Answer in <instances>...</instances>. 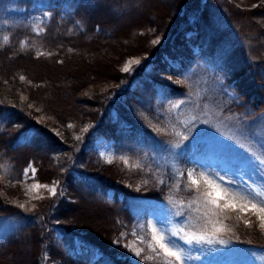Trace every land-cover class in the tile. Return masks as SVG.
I'll return each instance as SVG.
<instances>
[{
	"label": "trees",
	"instance_id": "1",
	"mask_svg": "<svg viewBox=\"0 0 264 264\" xmlns=\"http://www.w3.org/2000/svg\"><path fill=\"white\" fill-rule=\"evenodd\" d=\"M104 48L115 55L110 73L95 60L81 73L73 69L75 60ZM132 56L140 63L125 73L122 64ZM199 93V110L220 109L240 123L242 137L257 134L264 150V2L0 0V179L22 181L32 164L38 182H58L57 195L46 193L24 209L0 193V264H15L23 246L29 264H134L117 258L125 255L123 241L134 239L142 264H160L144 259L152 255L148 207L166 204L184 213L175 214L178 221L196 224L199 214L187 208L195 196L187 168L202 165L214 178L239 180L238 153L201 150L191 163V145L184 155L166 146L173 112ZM41 121L88 130L64 142ZM98 137L113 141L111 163L97 154ZM228 167L236 168L230 174ZM243 171L242 185L264 190V179ZM84 204L101 209L108 226L95 228L73 214ZM229 216L224 226L231 230L214 244L264 250L257 217Z\"/></svg>",
	"mask_w": 264,
	"mask_h": 264
},
{
	"label": "rangeland",
	"instance_id": "2",
	"mask_svg": "<svg viewBox=\"0 0 264 264\" xmlns=\"http://www.w3.org/2000/svg\"><path fill=\"white\" fill-rule=\"evenodd\" d=\"M232 1L242 7H251L258 2H264V0ZM153 3L155 6L156 2ZM111 45L113 46L114 44ZM114 58L115 55H111L110 51L104 48L102 51H98L96 56H84V58L81 60L83 64L79 62V59V61L75 60V62L73 63V69L81 73L83 71L82 68L84 64L92 65L91 61L95 60L98 64L101 65V69H106L105 71L107 73H110L112 69V63L110 62ZM133 59L138 60L133 56L128 57L122 64V68L129 60ZM134 65L135 64L131 65V68ZM44 67H46L45 70L51 75H59V71L55 70L52 65L46 64ZM42 69L44 68L38 67V71H42ZM86 72L87 71H85L82 74V77L77 79L76 82H82L83 79H85L87 75H89L88 72ZM161 76L162 78L164 77V79H169L170 81L175 80V77L172 75ZM76 82L68 78L63 81V83L67 84L68 86L72 85L73 87L76 86ZM194 97L196 98L194 103L186 102L187 104H180L178 112H173L174 121L171 120V126L169 128V131H171V133H169V139H166V146L173 152H177L178 150H182L183 148H185V146L191 145L192 138L196 137L197 133L201 132L202 136H204L208 140L213 141L216 146V150L220 152L223 150H227L238 153V157L240 160L238 162L239 167H228L231 170L230 174H232V171H235L236 168V177H239V180H237V183H234L233 187L239 188L243 186L241 184V182L243 181V170L246 171V174L250 172V174L254 176L256 180L264 179V164L260 163L261 160H264V150L262 145L263 142L259 141L257 134L253 137H242L240 132L238 131L241 129L240 123H238L233 117L225 115V113L221 112L220 109H218L217 114H215L212 109L208 108H200L199 110L200 104H198V99L201 97V94L199 93ZM41 123L44 126L49 127L64 142H69L71 139L78 137L84 132V129H86V127H81V129L79 130L71 131V128L66 130L58 125L49 124L46 121H41ZM177 133H179V135H177ZM177 144L180 145L179 148L174 147ZM94 147L99 157L106 162L112 160L115 156V150L112 140L106 139L105 137H98L94 141ZM198 157L199 155L197 154L196 157L190 160V162L192 163L195 160H200ZM168 158L171 159V156ZM249 160L252 161V165H245L243 163ZM189 168L191 167H188L187 169ZM201 171L208 174L209 178H214L210 175V172L206 169V167L202 165L200 168L195 169L193 173L194 177L198 178ZM29 175H31V173H29ZM34 183L48 185L49 187L53 185V181L42 184L38 182L36 178L27 179L26 182L24 181V177L23 180L19 182L0 179V193L3 195L7 202L21 204L27 203L33 199H37L46 193L50 195L46 188L32 190L31 185ZM251 185L253 187L259 188L256 184ZM100 210L91 204L77 205L73 214H75L81 220L90 223L95 228H105L108 226V217ZM95 212L98 217L94 216ZM157 218L163 220L168 227H172L173 225L183 227L185 222V219L183 218L178 221L175 213L170 208H168L166 204H152L148 207L147 221L153 220L154 222H156ZM125 245H129L132 248H139V246H137L136 239L125 240L123 241L125 255H122V257L118 255L117 258L123 259V257H126L131 263L142 264L141 259L135 257L134 254L130 252L127 247H125ZM184 247L187 248V246ZM187 254L188 252L186 251V255ZM190 255L192 258L186 260L185 264H264V250L251 251L247 249H238L232 246H226L224 244L213 243L212 245H204L202 248L194 247L191 250ZM29 261L30 250L28 251V248L23 246V248L18 251V256L16 257L15 264H29Z\"/></svg>",
	"mask_w": 264,
	"mask_h": 264
},
{
	"label": "snow or ice",
	"instance_id": "3",
	"mask_svg": "<svg viewBox=\"0 0 264 264\" xmlns=\"http://www.w3.org/2000/svg\"><path fill=\"white\" fill-rule=\"evenodd\" d=\"M40 31L43 32V29ZM8 39L7 36L3 37L5 42ZM152 43L155 45L158 41L154 40ZM21 47H23V44H21ZM38 55H44V53L41 52ZM48 55H51V53ZM139 63V60H129L122 68V71L130 73L131 65H138ZM20 79L23 81L24 77L21 76ZM176 107H179V105H176ZM87 130V128L84 129V131ZM174 147L179 148L180 145L177 144ZM191 147L193 157H196L197 152L201 150L216 153V146L213 141L206 139L201 135V132L192 138ZM180 154L184 155L185 153L181 150ZM124 162L125 164L128 163L127 160ZM108 163H111V160ZM243 163L245 165H252V161L250 160ZM260 163L264 164V160H261ZM133 167L138 166L134 165ZM194 171L195 169L193 168L187 169V180L191 185V190L195 193L194 198L187 205V208L199 214L197 217L199 223H189L186 218L185 226L173 225L172 227H168L159 218H157L156 222L148 220L146 227L150 233V240L147 242V249L152 255L145 256V260H157L160 264H185L186 260L192 258L190 252L194 247L200 248L204 245H212L213 243H224L218 237L225 231L231 230L226 229L224 226V220L230 218V213H251L257 217L260 229L264 230V190L253 187L246 181L242 187L236 188L233 187L234 181L226 180L224 176L209 178L208 174L203 171L199 173L197 178L193 175ZM35 175L36 169L32 164H29L23 170L25 182L27 179H35ZM40 188H46L51 196L58 194L57 181H53L51 187L39 183L31 185L32 190H38ZM192 205H195V209H192ZM18 207L24 209L25 205L19 204ZM27 210L31 211V209ZM175 214L181 217L184 216V213L180 211H177ZM237 219H239V216ZM244 224L245 226H249V221L245 220ZM114 243L119 244L120 240L118 239ZM141 243H144V241L141 240ZM184 246H187V248ZM125 247L135 257H141L143 249L138 247L132 248L129 245H125ZM186 251L188 252L187 255Z\"/></svg>",
	"mask_w": 264,
	"mask_h": 264
},
{
	"label": "bare ground",
	"instance_id": "4",
	"mask_svg": "<svg viewBox=\"0 0 264 264\" xmlns=\"http://www.w3.org/2000/svg\"><path fill=\"white\" fill-rule=\"evenodd\" d=\"M95 217H98L97 214H94Z\"/></svg>",
	"mask_w": 264,
	"mask_h": 264
}]
</instances>
